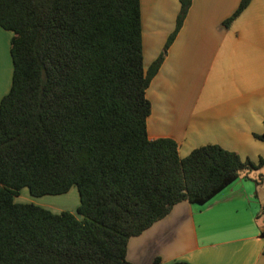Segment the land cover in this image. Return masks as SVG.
<instances>
[{
  "label": "trees",
  "instance_id": "1",
  "mask_svg": "<svg viewBox=\"0 0 264 264\" xmlns=\"http://www.w3.org/2000/svg\"><path fill=\"white\" fill-rule=\"evenodd\" d=\"M191 5L180 0L175 30L146 69L141 0H0L14 66L0 103V264H132L131 238L264 165L216 144L181 158L174 140L148 137L147 90ZM74 187L76 214L16 203L24 188L42 197Z\"/></svg>",
  "mask_w": 264,
  "mask_h": 264
},
{
  "label": "crops",
  "instance_id": "2",
  "mask_svg": "<svg viewBox=\"0 0 264 264\" xmlns=\"http://www.w3.org/2000/svg\"><path fill=\"white\" fill-rule=\"evenodd\" d=\"M241 0H192L147 90L150 140L169 138L181 158L216 144L257 164L264 157V0L226 28ZM180 0H141L145 68L176 27ZM13 33L0 27V103L12 87ZM78 208V207H77ZM71 213H75L70 211ZM264 264V165L245 170L206 205L182 202L131 238L132 264Z\"/></svg>",
  "mask_w": 264,
  "mask_h": 264
},
{
  "label": "rangeland",
  "instance_id": "3",
  "mask_svg": "<svg viewBox=\"0 0 264 264\" xmlns=\"http://www.w3.org/2000/svg\"><path fill=\"white\" fill-rule=\"evenodd\" d=\"M164 50V49H163ZM160 56V55H159ZM16 203L19 204H33L53 213H61L65 211H72L76 214V209L80 204L79 193L76 187L72 188L70 192L60 196H42L33 197L27 188L21 190L19 196L16 198Z\"/></svg>",
  "mask_w": 264,
  "mask_h": 264
}]
</instances>
